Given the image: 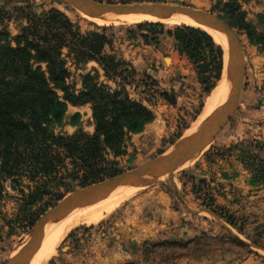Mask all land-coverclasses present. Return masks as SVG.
Listing matches in <instances>:
<instances>
[{
    "label": "rangeland",
    "instance_id": "1",
    "mask_svg": "<svg viewBox=\"0 0 264 264\" xmlns=\"http://www.w3.org/2000/svg\"><path fill=\"white\" fill-rule=\"evenodd\" d=\"M29 1L36 12L59 10L78 25L82 33L102 26L71 11L58 0ZM95 1L181 5L209 12L227 22L223 4L228 0ZM12 3L14 0H0V7L8 10ZM239 4L245 21L257 34L264 36V26L258 19L264 15V0H246ZM4 23L14 36L23 22L7 20ZM163 25L165 28L180 26ZM114 26L107 31L112 40L111 50L130 65L123 79L106 80L97 65L89 62L79 70L70 67L68 83L77 91L81 77L97 70L100 83L111 90L123 89L130 99L152 112L151 123L140 133L126 137L122 155L106 154V159L113 161V167L120 173L152 161L183 142L184 134L200 120L206 100L220 80L224 52L220 47L223 57L220 76L205 95L195 67L177 53L172 39L161 35L158 44H145L136 30L130 34V29ZM233 29L244 53L245 74L237 108L210 147L168 178L133 191L120 188L113 192L120 195L129 191V195L114 207L101 210L97 221H79L72 225L57 241L53 253L43 257V261V252L33 251L40 234L25 264H264V179H259L264 175V43L252 44L244 32ZM107 52L111 51L107 49ZM73 117L77 119L75 126L72 125ZM51 129L60 135H71L79 130L92 134L90 105H68L62 123ZM253 180L258 181L254 183ZM60 181L56 179L53 183L44 179L46 193L31 204L25 201H29L35 189L34 182L24 177L2 183L0 264H7L25 240L31 228L28 220L37 219L70 192L81 188L68 187L66 181ZM210 199L213 207H221L233 218V225L205 209L203 204ZM94 213L88 212L87 216H94ZM234 238L246 247L240 246ZM253 241L260 247L254 246Z\"/></svg>",
    "mask_w": 264,
    "mask_h": 264
},
{
    "label": "trees",
    "instance_id": "2",
    "mask_svg": "<svg viewBox=\"0 0 264 264\" xmlns=\"http://www.w3.org/2000/svg\"><path fill=\"white\" fill-rule=\"evenodd\" d=\"M241 1L246 0H228L223 4L227 22L244 32L252 44L262 45L264 36L245 21ZM258 19L264 26V15ZM7 20L23 22L16 35L9 33L4 23ZM114 27L94 26L82 33L59 10L36 12L29 0H14L8 10L0 7V187L6 180L24 177L34 182L36 186L29 201H25L27 204L46 193L44 179L83 187L115 176L118 171L106 154L122 155L126 137L140 133L153 120L152 112L130 99L123 89L111 90L100 83L97 70L81 77L77 91L68 83L70 67L79 70L89 62L97 65L106 80L123 79L130 65L111 50L112 40L107 31ZM118 28L130 29V34L136 30L145 44H158L161 35L172 39L177 53L195 67L205 95L219 79L222 50L202 30L184 25L165 28L158 22ZM85 104L91 109L92 134L79 130L60 135L52 131L53 125L62 123L68 105ZM76 124L75 117L72 125ZM259 179L263 180L264 175ZM203 206L233 225V218L221 207H213L212 199ZM36 220H28L29 228ZM253 245L260 247L254 241Z\"/></svg>",
    "mask_w": 264,
    "mask_h": 264
},
{
    "label": "water",
    "instance_id": "3",
    "mask_svg": "<svg viewBox=\"0 0 264 264\" xmlns=\"http://www.w3.org/2000/svg\"><path fill=\"white\" fill-rule=\"evenodd\" d=\"M58 1L71 11L84 16L140 13L154 15H161L164 13L183 14L198 21L211 24L221 30L227 37L235 59L236 72L227 86V93L224 101L216 108L214 118L205 130L197 133L185 144L177 146L173 150L156 157L152 161L70 192L37 218L32 227L27 231L25 240L16 249L14 255L9 259L7 264H23L45 227L55 223L66 213L84 202L97 197H103L119 188L139 187L152 184L161 178H168L175 170L204 152L210 147L216 134L233 116L238 105L245 74V57L236 31L225 20L209 12L166 3L121 4L98 2L95 0ZM227 59L231 62L230 52L227 53Z\"/></svg>",
    "mask_w": 264,
    "mask_h": 264
},
{
    "label": "bare ground",
    "instance_id": "4",
    "mask_svg": "<svg viewBox=\"0 0 264 264\" xmlns=\"http://www.w3.org/2000/svg\"><path fill=\"white\" fill-rule=\"evenodd\" d=\"M86 17L93 23L97 25H102V26L130 25V24H138L141 22H159V23H163L166 25H184V26L197 28L205 32L207 35H209L212 38V40L222 48L224 52V55H223L224 58L222 57L223 58L222 74H221L220 80L217 82L215 88L211 91L208 99L206 100L205 108L202 114L203 116L202 115L200 116V120L193 127L191 131L186 132V134H184L185 136L182 140L183 142H181L179 146L191 140L197 133L205 130L211 124L214 118V115H215L216 108L224 101L226 97V93H227V86L236 72V63L233 57L232 49L229 45L227 37L221 30H219L218 28H216L215 26L211 24L198 21L196 19H193L183 14H165L164 13L161 15H154V14H148V13H140V14L86 16ZM228 52L231 53V62H229L227 59ZM147 185L148 184L139 186V187L126 188V189L133 191L135 189L142 188ZM119 189H116V190H119ZM116 190H114L113 192H115ZM113 192L103 197H97L95 199L86 201L83 204H81V205L86 204L85 206L80 205L82 207V208L80 207V209L76 207L77 211L70 214L66 218L63 217L64 219H61L62 218L61 217L60 218L61 220L58 219L55 223L47 225L44 231L41 233L42 236L40 237L39 235L40 241L37 245H35L36 248L33 251L37 252L35 250L40 249L43 252L42 253L43 256H41V259L43 261V257L47 258L53 253V247L56 245V243H58L57 241L65 235V233L71 228L72 225H75L79 221H84V222L85 221H89V222L97 221L99 217L101 216L99 214L101 210L103 211V210L109 209V207L111 208L114 207V205L119 203V201H121L126 195H129V191L126 193L120 194V195H114ZM88 212L89 214L90 212H95L94 216L88 217L87 216ZM35 255H37V253H35ZM45 258H44V261H45ZM30 260L32 261V258ZM25 262H27V260ZM25 262L23 264H25ZM28 263H31V262H28Z\"/></svg>",
    "mask_w": 264,
    "mask_h": 264
}]
</instances>
